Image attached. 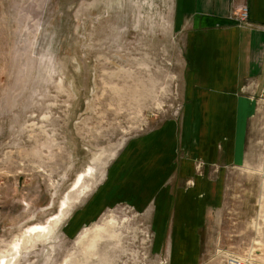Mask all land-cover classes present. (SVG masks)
Returning a JSON list of instances; mask_svg holds the SVG:
<instances>
[{
    "label": "rangeland",
    "instance_id": "1",
    "mask_svg": "<svg viewBox=\"0 0 264 264\" xmlns=\"http://www.w3.org/2000/svg\"><path fill=\"white\" fill-rule=\"evenodd\" d=\"M177 2L0 0V264H264V89L239 163L179 143L172 179L116 165L179 123Z\"/></svg>",
    "mask_w": 264,
    "mask_h": 264
},
{
    "label": "crops",
    "instance_id": "2",
    "mask_svg": "<svg viewBox=\"0 0 264 264\" xmlns=\"http://www.w3.org/2000/svg\"><path fill=\"white\" fill-rule=\"evenodd\" d=\"M177 5L185 28L180 120H165L145 136L148 144L135 143L138 158H118V167L127 161L134 168L131 180L140 181L142 175L156 180L157 166L169 171L164 179H172V158L179 143L196 150L207 166L239 163L252 101L264 89V0H178ZM241 9L248 14L246 22L237 18ZM147 150L150 154L143 155ZM189 164L182 161L183 177L184 172L189 174ZM137 188L127 194L138 197ZM198 193L195 212L200 216L194 227H201L207 206L218 207L223 194Z\"/></svg>",
    "mask_w": 264,
    "mask_h": 264
},
{
    "label": "built area",
    "instance_id": "3",
    "mask_svg": "<svg viewBox=\"0 0 264 264\" xmlns=\"http://www.w3.org/2000/svg\"><path fill=\"white\" fill-rule=\"evenodd\" d=\"M237 18H238L239 22H246L247 18H248V14L246 12V9H241Z\"/></svg>",
    "mask_w": 264,
    "mask_h": 264
},
{
    "label": "bare ground",
    "instance_id": "4",
    "mask_svg": "<svg viewBox=\"0 0 264 264\" xmlns=\"http://www.w3.org/2000/svg\"><path fill=\"white\" fill-rule=\"evenodd\" d=\"M80 175H82V174H79V177H77V180L76 181H78V179L80 178ZM38 227H41V226H38Z\"/></svg>",
    "mask_w": 264,
    "mask_h": 264
}]
</instances>
